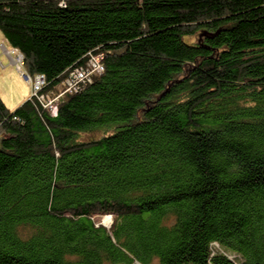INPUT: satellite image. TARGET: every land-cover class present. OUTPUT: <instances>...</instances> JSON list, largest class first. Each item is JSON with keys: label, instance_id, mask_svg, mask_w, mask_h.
<instances>
[{"label": "trees", "instance_id": "1", "mask_svg": "<svg viewBox=\"0 0 264 264\" xmlns=\"http://www.w3.org/2000/svg\"><path fill=\"white\" fill-rule=\"evenodd\" d=\"M0 32L44 79L0 97V264H264V0H0Z\"/></svg>", "mask_w": 264, "mask_h": 264}, {"label": "rangeland", "instance_id": "2", "mask_svg": "<svg viewBox=\"0 0 264 264\" xmlns=\"http://www.w3.org/2000/svg\"><path fill=\"white\" fill-rule=\"evenodd\" d=\"M8 52V53H7ZM13 51L0 32V97L9 110H15L22 103L28 100L35 89L34 84L26 73L22 72L23 59ZM22 62V64H21ZM27 81H30L26 83ZM40 90V89H39ZM37 93L39 91H36ZM99 134H82L81 140L87 141L91 138H98ZM97 223L106 227L110 226L114 220L112 215H98L94 217ZM219 248L218 245H214ZM230 259L239 262V258L234 254H229Z\"/></svg>", "mask_w": 264, "mask_h": 264}, {"label": "built area", "instance_id": "3", "mask_svg": "<svg viewBox=\"0 0 264 264\" xmlns=\"http://www.w3.org/2000/svg\"><path fill=\"white\" fill-rule=\"evenodd\" d=\"M17 55L20 56L19 54H17ZM20 58L22 59L21 56H20ZM21 64H22V62H21ZM21 67H23V64H22ZM26 75L28 76V78L30 79V81H32V83L34 84V86H35V89L34 90L40 91L39 89H41V87H42V85L44 83V79H42V78H36L35 81H33V79L27 73H26ZM30 81H27V83L30 82Z\"/></svg>", "mask_w": 264, "mask_h": 264}]
</instances>
